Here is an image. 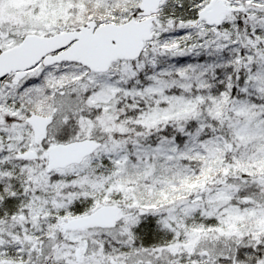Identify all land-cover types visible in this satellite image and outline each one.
I'll list each match as a JSON object with an SVG mask.
<instances>
[{
    "label": "snow or ice",
    "instance_id": "obj_1",
    "mask_svg": "<svg viewBox=\"0 0 264 264\" xmlns=\"http://www.w3.org/2000/svg\"><path fill=\"white\" fill-rule=\"evenodd\" d=\"M0 264H264V0H0Z\"/></svg>",
    "mask_w": 264,
    "mask_h": 264
}]
</instances>
